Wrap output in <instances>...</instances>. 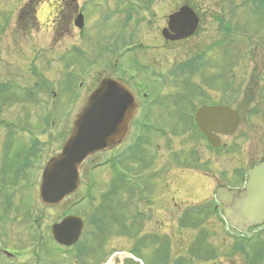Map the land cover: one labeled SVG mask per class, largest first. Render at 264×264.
Here are the masks:
<instances>
[{
	"label": "flooded vegetation",
	"instance_id": "obj_1",
	"mask_svg": "<svg viewBox=\"0 0 264 264\" xmlns=\"http://www.w3.org/2000/svg\"><path fill=\"white\" fill-rule=\"evenodd\" d=\"M42 1L29 0L24 5H28L29 18H37L40 13L38 7ZM46 1L48 0L43 3ZM50 1L55 2V5L50 2L54 7L49 13H52V29L56 30L60 27L61 18L66 12L76 7L77 0ZM229 28L232 31L233 27ZM194 36L195 34L190 38ZM164 40L165 45L184 41H169L166 38ZM118 44L112 52L109 50L103 62L94 61L91 64L94 66L93 69L90 70L86 60L84 86L86 78L99 71L98 85L108 78L122 83L133 92L136 108L118 140L89 156L80 166L79 185L76 191L60 202L42 203L45 210L48 209L50 212V223L43 229L42 208L39 204L45 167L41 171L39 161L42 156L41 150L44 148L41 146L37 148L36 143L42 144L36 134L38 132L33 131L30 125L25 126L23 122L22 124L13 120L0 122V127L5 132V135L0 136V150L4 152L0 159V263L56 264L59 257L60 261L70 257L73 264H125V258L135 256L136 245L139 247L141 245L146 252L147 237L152 239V245L155 247L149 248L148 251L161 255L163 252L166 253L169 247L170 222L173 224L177 222L182 226H195L199 216L208 211L209 214L213 213L216 216L221 213L218 220L224 223L222 214L225 207L217 199V188L224 187L237 191L235 199L238 198L250 182V170L264 163L263 150L261 155L257 152L253 157L252 155L248 157L246 150L249 132L255 128L252 125V117L257 116L259 127L262 128L259 133L261 136L264 134V96L263 102L259 101L262 95H258L260 87H257L258 89L251 87L249 92L241 81L235 84L233 77H236L237 73L231 64L233 58L227 68V77L230 79L226 82L224 91L219 92L222 95H217L216 90L211 89L215 87V74L209 77L207 83L209 91L202 89L200 84H191L185 89L184 82L187 83L192 75L185 71L193 68L190 63L194 64V58L188 60L190 63L177 65L179 66L177 72L171 68L169 73L166 65L163 63L158 65L157 60L147 58L148 53L144 44H136L133 41L131 43L133 45L125 44L123 49L121 45L117 48ZM215 46L216 42H212L209 50ZM126 59L132 60L137 69H133L130 62L127 65L121 64L122 60ZM235 60L243 61L241 56ZM195 64L197 70L206 65L204 61ZM117 70L119 72L114 73ZM146 70L150 73L148 74ZM262 75L264 74H257L253 79H260ZM169 76H173L174 80H169ZM2 77L0 93L3 103L6 102L3 94L6 96L9 88L22 91L24 84L19 80L5 82V73L4 75L2 73ZM144 78L161 88L151 90ZM176 81L178 86L174 88L172 83ZM161 104L163 105L158 110ZM217 106L230 110L226 116L229 125L234 120L233 112L238 117L236 128L226 135L216 132L218 128L216 120L209 122L212 134L219 137V146L210 142L200 130L196 119L200 109ZM260 109L262 110L259 111ZM170 112H178V115H170ZM168 121L172 122V126ZM178 125L185 126L184 133L177 132ZM45 126L46 124H43L38 130L45 131ZM73 126L74 122L67 139L73 132ZM61 131V134H64L67 128L63 127ZM17 135L29 137L27 150L23 148L20 150L18 146L12 145L11 139ZM224 139L225 142H222ZM220 149L225 152L224 164L217 157ZM218 164L226 165L225 171L220 172L221 177L216 175ZM104 170L110 176L108 179L104 175ZM212 176L214 180L219 178L221 181L214 185L215 202L201 207L196 194L199 192L198 189L202 188L201 182ZM211 205L212 210L208 207ZM70 216L81 219L82 232L79 240L68 246L60 244L56 235H63L64 232L77 228V221L72 226L57 228L60 222ZM8 218L12 222L25 224L30 231V236L26 237L28 242L33 244L32 254L25 259L21 255L25 251L24 245L8 237ZM10 241H16V244L11 246ZM121 241H126L128 246L121 247ZM20 246L22 247L19 248ZM51 249L52 255L49 254ZM192 250L195 252L194 248ZM87 253L89 254L84 260V254ZM107 254L108 258L104 259Z\"/></svg>",
	"mask_w": 264,
	"mask_h": 264
},
{
	"label": "rangeland",
	"instance_id": "obj_2",
	"mask_svg": "<svg viewBox=\"0 0 264 264\" xmlns=\"http://www.w3.org/2000/svg\"><path fill=\"white\" fill-rule=\"evenodd\" d=\"M28 1L0 0V83L2 73H5V82L19 80L24 84L22 91L9 88L6 96L3 94L6 102L2 103L0 93V122L2 119L21 122L20 124L23 122L25 126L30 125L33 131L38 132L36 134L42 144L35 143L37 148H44L39 161L41 171L50 159L61 152L77 114L100 81V76H97L99 71H96L86 78L84 86V63L87 60L90 70L93 69L91 64L94 61L103 62L109 50L112 52L118 43L117 48L121 45V49L133 41L144 44L147 58L157 60L158 65H166L169 73L171 68L177 72V65L190 63L188 60L194 58L193 68L185 71L192 74L187 83L184 82L185 89L191 84H200L202 89L209 91V77L215 74V87L211 89H215L217 95L224 91L225 84L230 79L227 77V68L233 58L231 64L237 73L233 77L235 84L241 81L249 92L251 87H260L258 95H262L259 101L263 102L264 75L260 79H253L257 74H264V6L257 0L248 1L246 6L244 3L247 0H77L76 7L66 12L56 30L52 29V13H49L55 2L48 0L43 3V0L38 7L40 13L36 19L28 17V5L24 6ZM50 2L54 5L51 6ZM182 6H189L199 13V27L194 37L165 45L162 29L167 25L169 15ZM80 9L86 17L84 34L83 29H79L74 23ZM131 16L132 19L129 18ZM229 26L233 27L232 31ZM212 42H216V46L209 50ZM259 43L263 45L260 46ZM246 47L252 49L247 50ZM239 55L243 59L241 62L235 60L240 58ZM202 58L206 65L197 70L195 62ZM129 62L136 70L137 66L132 60H122L121 64L127 65ZM118 72L119 70L114 73ZM168 78L170 80L174 77ZM144 79L151 90L161 88L147 78ZM172 84L177 88V81ZM170 115L177 116L178 112H170ZM251 121L255 128L249 132L246 149L248 157H253L257 152L261 155L262 150L264 153V134L260 135L262 128L259 127L257 116L252 117ZM168 122L172 126V122ZM43 124H46V130L39 131ZM63 127L67 131L61 134ZM184 129L185 126L178 125L177 132L184 133ZM4 133L0 127V136ZM27 137L14 136L11 143L20 150H27ZM219 151L217 157L224 164L225 152L223 149ZM3 155L4 152L0 150V159ZM225 168L226 165L218 164L216 175L221 177L220 172H224ZM104 175L106 179L110 177L106 170ZM213 176L201 182L202 188L196 194L201 207L215 202L214 185L221 181L219 178L214 180ZM39 207L42 208L43 229L50 223V212L45 210L42 202ZM208 207L211 210L213 208L212 205ZM219 216L221 214L216 216L205 211L196 220L195 226L170 222L169 247L166 253L157 255L149 252V248L155 247L152 239L147 237L146 252L141 245H136L134 254L144 264H176L179 258L183 259L180 264H264V226L258 229L260 233L256 238H238L230 227L220 223ZM7 223L9 239L24 245L25 251L21 255L24 259L27 258L32 254L33 248L26 237L30 236V231L18 221L12 222L8 218ZM16 241H10V245L14 246ZM125 242L121 241L120 246H128ZM49 254H53L52 249ZM88 254H84V260ZM107 258L108 254L104 259ZM56 264L73 262L70 257L63 261L59 257Z\"/></svg>",
	"mask_w": 264,
	"mask_h": 264
},
{
	"label": "water",
	"instance_id": "obj_3",
	"mask_svg": "<svg viewBox=\"0 0 264 264\" xmlns=\"http://www.w3.org/2000/svg\"><path fill=\"white\" fill-rule=\"evenodd\" d=\"M83 24L84 17L80 14L75 25L82 28ZM198 25L199 17L195 11L189 6H183L170 15L168 28L164 29L163 34L173 41L185 39L194 34ZM171 33L174 34L170 35ZM135 108L134 94L125 85L111 78L100 83L75 120L73 132L62 152L53 157L44 170L41 199L45 204L60 202L76 190L80 166L89 156L118 140ZM229 113L230 110L226 107H204L197 113L200 129L216 146H219V137L212 134L209 122L216 120V132L229 134L234 131L238 122V117L233 112L234 120L229 125L226 118ZM249 174L250 182L238 198L235 199L237 191L224 187L217 188L216 191L217 198L225 207L224 214L230 225L247 235H250L248 229L251 226L264 222V163L255 166ZM73 220L79 221L76 230L58 236L59 242L71 245L78 240L82 229L79 218H68L60 226L72 225ZM124 262L138 264L130 258L124 259Z\"/></svg>",
	"mask_w": 264,
	"mask_h": 264
}]
</instances>
